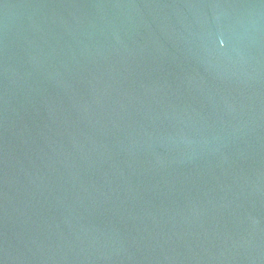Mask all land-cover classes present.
<instances>
[{
	"label": "water",
	"instance_id": "95a60500",
	"mask_svg": "<svg viewBox=\"0 0 264 264\" xmlns=\"http://www.w3.org/2000/svg\"><path fill=\"white\" fill-rule=\"evenodd\" d=\"M0 264H264V0H0Z\"/></svg>",
	"mask_w": 264,
	"mask_h": 264
}]
</instances>
